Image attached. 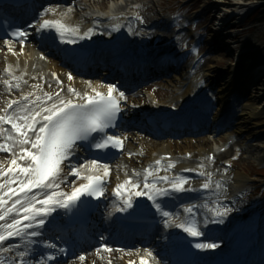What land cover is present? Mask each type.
<instances>
[{
    "label": "bare ground",
    "instance_id": "bare-ground-1",
    "mask_svg": "<svg viewBox=\"0 0 264 264\" xmlns=\"http://www.w3.org/2000/svg\"><path fill=\"white\" fill-rule=\"evenodd\" d=\"M154 1L155 0H77L76 4L70 6L69 11H67V7L61 11L57 8L50 7L48 11V14H50L48 17L49 19L60 20L67 27L77 29L76 32L70 31L66 33L64 37H61L60 35H55L54 33L37 30L35 27H33V29L35 28L34 30L38 31L39 36L43 38L44 43L42 45L50 47L53 46V48H55L54 52L60 53L63 56H67L70 50L69 46H74L79 50H90L97 46L102 50H113V53L124 57L130 54L125 52L132 51L139 53L140 47H147L148 43L145 41L150 37L155 36V31L160 28L162 24L161 22H164L163 19H161L158 23H152V25H145L144 27L138 24L139 21L135 22V19L139 17V14L142 12L149 14L153 10V5H156V2ZM207 1H212L213 3L222 1L223 3H226L225 5H222L221 11L223 12H229L232 8H234V10L237 8L241 11H246L248 10V7H250V4L241 6V2L239 0ZM138 2L141 3V7L136 6V3ZM133 6L136 7L134 8ZM133 8L134 12H130L129 10ZM111 11H117L119 13L114 16ZM119 20L121 21L120 23L118 22ZM124 21H126V24H124ZM89 29H93V31L90 33ZM100 31L104 34H101ZM242 32L243 31H239V34ZM32 34H34V32L31 30V33L27 35ZM217 35L218 34H216L213 39L217 38ZM32 41L33 37L29 36L25 40V44L20 45L18 49H14L11 45L5 46V50L2 52L4 65L0 68V95L4 96V94L9 92L11 89L18 88L27 81H30V78H32L33 85L36 86V78H38L37 75L39 68L46 69L57 65L54 62H46L36 58L35 51L40 49H37V46ZM183 41L184 37L178 38L176 43H173L171 51L180 52V47L182 46ZM237 43L241 45L236 49V62L231 64V66L226 68L224 71H215L213 73L211 71L213 66L208 64L203 65L206 68L203 67L202 72L196 75V72L192 67L191 71L186 70V73L182 74L183 81L180 82L181 85L179 87H168L170 95L162 97L159 100L155 99L154 95H152L157 93L159 89H152L149 94L145 91L136 93L135 97H139L141 94L143 95L141 99L142 103L139 104L138 109L142 112L144 110H150V115L153 117L157 115V123L159 126L161 124H165L166 126H177L180 122L178 120L183 116L186 108L193 102L194 99H220L221 105L219 104L215 106L212 118L207 120L205 125L206 134L199 137V139L194 142L184 140V142L178 144V151H173L172 141H167L166 143H156L145 139L131 138V140L138 146L136 149H132L133 151L131 152L135 156L128 161H120L116 164L117 166L111 168L109 175L106 177V179H109V182L118 183L122 181L125 176L129 175L131 171L130 165H132L134 161H143L145 164H148L150 161L159 158V155L167 153H172L174 155L173 159L177 161L174 171L169 173L167 177L169 178L177 175L181 177L185 174H189L191 178H194L195 173L202 171L203 173L198 180L202 183L201 186L208 183L211 190L209 196L210 198L222 196L224 194L223 185L231 184L232 186L229 187L230 189L228 190V193L232 194L234 191L236 193L239 192L238 189L249 182L247 174L236 167L226 168L225 162L231 158V155L237 154L238 150L241 151L242 156L246 153L250 154L246 158L248 161L257 160L260 162L264 160V156H260L258 151L259 149H261L260 151L264 150V141H262L261 145L253 146L250 144V140L247 137L246 142H242V144L239 143L241 142L240 139L246 137V133L250 131L248 127H245L246 129L244 128L245 125H248L247 120L262 118V115L264 114V106H261L260 103H255V100L259 99L258 95L261 94L262 90H264L259 84L260 80L257 81L258 83L256 84V87L253 85L250 86V89L242 97V102H236L235 100L237 92L239 91V88H237L239 83L245 81L251 83L254 78L264 73V25L260 26L253 34L245 37L243 41L240 40ZM215 46V52L223 51L219 44ZM9 48H11V51H9ZM218 61L221 62L222 59H218ZM241 66L243 67L241 68ZM29 69L32 70V73H29ZM145 69L146 68L142 69V71ZM175 70L176 69L173 71ZM12 71L23 73L25 77L23 82H19L17 78L11 76ZM60 71L62 75L67 78V74L62 68H60ZM196 76H199V78ZM210 76L215 77V83L218 87L215 89L216 92L213 91L208 93L206 89L211 90V87L204 85L203 82ZM12 79L13 82H11V88L9 89L6 86L5 81ZM16 85L19 86L17 87ZM26 86L29 87L30 85L26 84ZM210 94H214V96H211ZM63 95L64 93L61 97ZM10 98L14 97L8 96L7 100ZM55 100L56 99L50 101V104ZM22 103H19V105L25 104ZM226 106H228L227 109H225ZM29 107L34 106L30 105ZM16 108L17 107H13L12 110H15ZM20 122L21 121H18V123ZM232 123L234 125L238 124L239 128L237 130H232L233 132L221 135V131L225 129V131H227L230 129V125ZM38 128L39 125H37V130ZM10 132L11 131L8 129L5 134L6 138ZM13 135H15V133H13ZM29 137L34 139L33 133H31ZM232 137H235L234 142L226 151L220 152V149L225 146L228 140ZM262 138L263 137L261 136V139ZM8 141L11 148L14 142L11 140ZM25 147L29 149L31 145L28 144L25 145ZM184 147L188 148L189 151L192 150L193 147H196V153L194 155L192 154L189 159H187L184 154L182 156L179 155L178 153L181 148ZM13 150L17 154V159H19L18 157L21 154L20 148L17 146ZM210 152L216 154V158L212 165L207 167L206 162L199 164L202 158L201 156ZM229 152L233 153L228 155ZM71 153H77V157H80L79 151L74 150ZM4 157L8 160H12L14 158L12 151H10L9 156L5 155ZM221 159L226 160L223 163V167H218V169L215 170L213 165L214 162H216V166ZM1 161L3 163L5 159H2ZM80 165L86 166L85 169H81V172H85V170H88V167H90L86 163L76 160L64 163L62 166L64 171L56 178L54 186L62 185L60 191L66 190L67 188L64 184L67 183L68 180H70L68 182H72L79 179L78 176L70 174V167H79ZM232 165H234L233 162ZM24 166H27V163H25ZM92 171L102 173V169H93L88 172ZM17 176L21 179L24 178L20 174L11 173L5 177L0 176V184H6V182L10 180L16 181L11 185L6 184L5 188L0 190V193L7 192L8 187L17 188L19 186V180L16 179ZM221 179L225 182H221ZM217 185H219V187H217ZM185 187L190 188L192 185L190 182H187ZM43 189L49 191L48 188ZM43 189L36 188L31 192H28L27 195L29 197L35 196L36 199H39L38 195L44 191ZM43 193L51 194L52 192L44 191ZM20 198H23V195H21ZM15 199H17V197H12L9 200L6 196L5 200H7L8 203L5 207H10ZM107 199L111 202L110 197ZM221 200H224V198ZM114 203L116 204V202ZM176 211L177 210L175 209L174 213ZM11 215H15V211H13ZM6 219L10 220L9 218ZM22 236L23 233L18 237V239L13 241L8 239L6 242L20 243L21 240L19 239H23ZM142 253H145V249L133 250L132 252H118L113 249L111 252H101L98 256H91L89 259H85L81 264H107L105 259L107 257L111 259L108 264H128L130 260L133 261L134 264H140V257ZM148 264L153 263L148 261Z\"/></svg>",
    "mask_w": 264,
    "mask_h": 264
},
{
    "label": "snow or ice",
    "instance_id": "snow-or-ice-1",
    "mask_svg": "<svg viewBox=\"0 0 264 264\" xmlns=\"http://www.w3.org/2000/svg\"><path fill=\"white\" fill-rule=\"evenodd\" d=\"M39 28H55L57 33L64 37L68 32H76L77 29L69 28L60 20H48L44 19L38 25ZM89 31H91L89 29ZM17 38L23 37L25 33L15 32L13 33ZM71 42V41H69ZM8 43L7 41L5 42ZM11 51V48H9ZM55 75V74H53ZM71 81L73 77L68 76ZM5 81V84H8ZM91 87V82H88ZM17 87L19 85H16ZM107 91L102 92L92 87L91 93L89 92H78L76 89L69 87L68 92L73 97L78 98L73 100L72 98L61 97L59 93H56V100L50 105L45 106L43 103H36L30 101L28 96L23 99L27 102L23 105H19L17 101L13 100L7 105V109H12L13 105H17V108L13 111L12 115L7 114V109L3 110L4 115H0V125L10 124L11 132L6 139L13 141V146L6 147L5 144H0V151H12L13 159L12 165H16V168L9 166L7 171L0 169V176H5L9 172L18 173L23 175V179L19 176L16 179L19 180V186L17 188L8 187L7 192L0 193V243L8 240L13 236H21L27 229H32L30 235L37 237L42 235L39 228L45 225V216L50 215L55 211L58 205L61 208H69L71 204L80 200L82 195L95 196L99 198L103 195L102 189V177L101 175H90L83 174L81 169H85V165L79 167H70V174L81 177L86 183H81L79 187H73L70 193L52 192L51 194H45L43 199L37 200L35 196L29 197L28 192H31L33 188H51L55 185L56 178L62 171V164L70 156L77 141L84 140L88 141L91 139L94 147L100 150H106L109 147L122 148V139L116 135H105L97 141L93 136V133L104 132L109 127H114V121L117 119L118 113L120 112V101L124 98V93L119 92L118 95L114 93L118 92L115 85H105ZM47 100L52 101L53 96L51 94H44ZM41 97L37 96L36 101H40ZM29 104H34V107H29ZM17 112L19 115H17ZM39 117L40 119H37ZM18 121H21L18 123ZM37 125L39 128L37 130ZM4 131L0 128V133ZM32 132L34 139L29 137L28 133ZM15 133V135H13ZM31 145L30 151L25 145ZM20 148V160L30 161L27 166L21 167L17 164V154L13 150L15 147ZM160 161L157 160L156 164ZM88 171L93 169H102L104 177L109 175V166L107 164L100 165L97 160L88 161ZM174 167V165H169ZM148 176H152L151 170H146ZM147 179V177H145ZM163 181L170 184L171 191L179 192L185 191L184 184L186 181L183 179L176 181H169L168 177H161ZM15 180L7 181L6 184L11 185L15 183ZM6 184H0V190L4 189ZM127 186V187H126ZM58 187V185H57ZM205 189L209 187L208 183L203 185ZM219 187V185H217ZM140 185L136 184L131 179L125 180L123 184H119L116 187V195L123 196L125 190L128 195L124 200V207L120 211H124L127 208L133 207L132 198L146 196L148 200L152 201L156 210L162 212L164 217H169L172 214L168 211H163L161 204L157 201V196H168L171 193L166 188H159L155 183L145 182L143 184V191L138 190ZM16 196L17 199L11 204L10 207H5L8 203L5 200L7 196L10 200L11 195ZM23 194V198L21 197ZM37 204L41 207L37 208ZM19 206V207H17ZM15 211V215H11ZM185 211L191 212V208H186ZM23 213L21 216L20 214ZM220 215V213H217ZM37 217L39 219L37 220ZM6 218L10 219L6 220ZM27 222V223H24ZM35 222V228L33 227ZM23 225V227H22ZM177 227L183 228L190 236H200L201 232L195 223H179ZM47 247L54 248V244L47 245ZM196 248H215V244H196ZM105 251H113L105 246ZM116 251H123L117 249ZM100 249H97V253ZM147 257H152V253L145 250ZM26 254L20 252L19 256L24 257ZM54 259V257H49ZM80 260H84L83 256L79 257ZM154 259V258H153ZM0 264H4L0 261ZM23 264V261H21ZM128 264H134L133 261H129ZM140 264H148V261L141 257Z\"/></svg>",
    "mask_w": 264,
    "mask_h": 264
},
{
    "label": "rangeland",
    "instance_id": "rangeland-1",
    "mask_svg": "<svg viewBox=\"0 0 264 264\" xmlns=\"http://www.w3.org/2000/svg\"><path fill=\"white\" fill-rule=\"evenodd\" d=\"M195 1L196 0H155L154 2H156V5H154L155 8H153V10H155V11L160 10V9L174 10L176 7H179L182 5L185 8H189ZM157 4H161V6L157 7ZM184 10L185 9H183L181 11V13ZM189 16H190V14H187L186 16H184V18H187ZM254 16L255 17L253 19V22H250L251 24L250 23L244 24V27L246 29L242 33H240L237 38L242 39L243 37L249 36L258 30V28L261 24L255 23V22L258 21V19L260 18L259 11H258V14L254 15ZM188 27H191V26H188ZM232 32H234V31H232ZM217 42L218 43H220V42L227 43V44H225V45L223 44L221 46L223 49H226L227 46H229V44L234 46L233 44L237 43V42H235L234 39H232V37H228L225 39L223 38L221 40L218 38ZM217 42L212 41L210 45H212L214 43L216 44ZM236 46H238V45L236 44ZM226 51H227V49H226ZM226 51L223 50V51L210 53V58L205 60L203 63L202 62L201 63L203 65L211 64L213 66V68H211L212 72L224 71L226 68L230 67L231 64L235 63V55L234 54L236 52V49H233L231 52H226ZM218 59L219 60L222 59V61L219 62ZM203 67L204 66H200L199 70L197 71L198 74H199V71L200 72L202 71ZM204 68H206V67H204ZM261 78H263V79H261V81H260V86H262V89H264V77H261ZM165 80H168V83H160L158 81L155 84L150 86V88L154 87V88L159 89L158 91H160V94L158 96L160 98L170 95V91H168V89L171 88L172 86H177L178 83H180L182 81V78H181V74H176V75H172L170 78L165 79ZM174 83H175V85H174ZM262 94H264V90H262L261 94L258 95L259 99H256L255 103L256 104L260 103L261 106H264L263 105L264 95H262ZM247 123H248V125H245L244 128L248 127L250 129V131L246 133V137H244L243 139H240V141H241L240 144H242V142H246L247 137H248V139L251 140L250 144H252L253 146L261 145L262 141H264V114L262 115V118L248 119ZM238 128H239L238 124H236V125L233 124L232 128L228 129L227 131H223V133H221V134L224 135L225 133L233 132L232 130H237ZM261 136L263 137L262 139H261ZM188 140L192 141L193 139L189 137ZM260 150L261 149L258 150L260 156H264V150H262V151H260ZM248 155H250V154L246 153L244 156L240 157L235 162V167L238 168L239 170L245 172L248 176H250L249 179L253 183V184H250V188H252V189L255 188L258 193H260V192L264 193V175H259L256 173L264 167V160L260 161V162L257 160L248 161L246 159Z\"/></svg>",
    "mask_w": 264,
    "mask_h": 264
}]
</instances>
